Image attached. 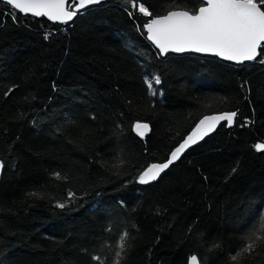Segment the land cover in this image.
<instances>
[{
    "label": "trees",
    "instance_id": "trees-1",
    "mask_svg": "<svg viewBox=\"0 0 264 264\" xmlns=\"http://www.w3.org/2000/svg\"><path fill=\"white\" fill-rule=\"evenodd\" d=\"M141 2L154 14L199 7ZM123 7L106 1L63 26L23 14L13 24L0 3V264H98L93 256L113 264L125 227L133 237L126 264H186L191 255L201 264H264V247L230 259L264 212V151L254 148L264 143V65L195 54L163 62L152 54L149 62L152 48ZM46 32L55 34L46 41ZM153 73L162 96L147 95L143 79ZM221 97L230 103L218 104ZM237 109L233 127L219 126L151 185L125 187L124 177L101 167L119 153L133 166L125 169L131 179L162 162L203 115ZM246 118L252 123L241 127ZM137 121L149 125L143 138L131 131ZM55 171L69 181L52 179ZM69 189L81 198L55 207Z\"/></svg>",
    "mask_w": 264,
    "mask_h": 264
},
{
    "label": "snow or ice",
    "instance_id": "snow-or-ice-1",
    "mask_svg": "<svg viewBox=\"0 0 264 264\" xmlns=\"http://www.w3.org/2000/svg\"><path fill=\"white\" fill-rule=\"evenodd\" d=\"M0 3L8 8V15L11 16L13 24L19 23L20 14L25 17L30 14L33 18L44 17L50 22L67 26L73 23L78 16L87 15L94 6L105 3V0H0ZM122 4L124 5L123 11L128 18L135 22L137 34L152 48V53L144 54L149 62L152 54L157 60L163 62L173 53H204L212 54L236 66L255 62L264 65V0H199V7L185 6L177 10H168L166 14H154L141 0H122ZM137 17L144 19L145 22L143 24L136 22ZM3 27H6V24L0 22V28ZM54 34V32H46L44 39L50 40ZM124 46L139 59L141 54L134 51L135 45L131 41H127ZM143 83L147 86L149 97L163 95L159 87L162 84L159 73L145 75ZM14 87L9 88L4 95L8 96ZM245 87H248V81L241 84L242 89ZM214 99H217L218 104L221 105L230 103L227 97ZM204 107L207 109L212 105L207 104ZM238 115V109L203 115L191 131L182 136L180 142L171 148L162 162L148 163L147 166L136 169L131 179H127L130 172L125 169L133 166L128 165L119 153L114 157V162L104 161L101 167L117 177H124L125 187L133 183L151 185L157 182L186 150L203 141L218 126L233 127ZM250 123L252 121L246 118L241 127L248 126ZM149 130L147 123L139 121L131 127V131L140 138L145 137ZM180 135L177 132L173 140ZM8 148L10 152L12 145ZM254 148L262 152L264 143H257ZM4 166L5 160L0 158V170ZM236 171L237 168L234 167L232 173ZM50 177L59 182L69 181V175L66 172L55 171L50 173ZM27 195L38 199L44 198V194L37 191L29 192ZM80 198L69 189L66 199L63 202L57 201L55 207L65 209ZM157 211L159 214V210ZM135 227L132 225V228ZM106 231L111 232V227ZM131 239L133 237L129 229L125 227L115 244L113 264H126L127 255L131 250L129 243ZM241 242L243 246L230 257L233 262H238L244 256H252L258 248L264 247V212L259 214L258 220L241 237ZM105 246L111 251V245L106 244ZM218 247V244H214L209 251ZM92 260L98 264H105L100 256H93ZM188 264H201V262L196 255H192L188 258Z\"/></svg>",
    "mask_w": 264,
    "mask_h": 264
},
{
    "label": "water",
    "instance_id": "water-1",
    "mask_svg": "<svg viewBox=\"0 0 264 264\" xmlns=\"http://www.w3.org/2000/svg\"><path fill=\"white\" fill-rule=\"evenodd\" d=\"M106 1H112V0H105V2H106ZM94 7H96V6H94ZM175 10H177V9H175ZM28 16H31V15L29 14ZM43 18H44V17H43ZM45 19L47 20V18H45ZM75 19H76V18H75ZM74 21H75V20H74ZM70 24H71V23H70ZM185 54H195V55H199V56L214 57V58H217V59L223 61V60L220 59L219 57H215V56L212 55V54H204V53H181V54L173 53V54H171V55H185ZM224 62H227V61H224ZM228 63H231V62H228ZM211 114H213V113L206 114V115H211ZM201 118H202V117H201ZM199 119H200V118H199ZM199 119H198V120H199ZM198 120H197L196 122H198ZM196 122H195V123H196ZM194 126H195V124L193 125V127H194ZM218 127H219V126H218ZM218 127H217V128H218ZM216 130H217V129H216ZM216 130H215V131H216ZM190 131H191V129H190L188 132H190ZM215 131H214V132H215ZM214 132H213V133H214ZM211 134H212V133H211ZM211 134H210V135H211ZM186 135H187V134H186ZM210 135H209V136H210ZM209 136H207V137H209ZM207 137H206V138H207ZM201 142H202V141H200L199 143H201ZM199 143H198V144H199ZM198 144H197V145H198ZM194 146H196V145H194ZM194 146H192L191 148H193ZM191 148H190V149H191ZM188 150H189V149H188ZM188 150H186V152H187ZM186 152H185V153H186ZM185 153H184V154H185ZM184 154H182V155H184ZM175 163H176V162H175ZM1 173H2V172H1V170H0V179H1ZM191 256H192V255H191ZM189 257H190V256H189ZM189 257H188V258H189ZM188 258H187V262H186V264H188Z\"/></svg>",
    "mask_w": 264,
    "mask_h": 264
}]
</instances>
